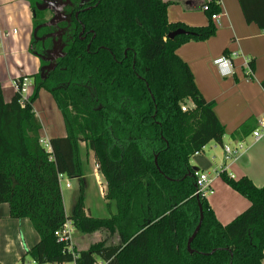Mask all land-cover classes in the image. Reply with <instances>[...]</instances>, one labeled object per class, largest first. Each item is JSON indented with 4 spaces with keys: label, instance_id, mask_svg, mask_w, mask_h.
<instances>
[{
    "label": "trees",
    "instance_id": "obj_1",
    "mask_svg": "<svg viewBox=\"0 0 264 264\" xmlns=\"http://www.w3.org/2000/svg\"><path fill=\"white\" fill-rule=\"evenodd\" d=\"M25 1L34 9V0ZM239 3L246 22L264 32V0ZM169 6L163 0H102L82 19L96 35L89 50L92 34L70 47L69 59L46 81L39 73L31 77L34 88L26 101L15 93L7 103L0 84V206L8 205L11 219L29 220L38 235L25 256L41 264H264V187L222 173L250 203L222 225L207 199L196 196L190 166L209 143L222 144L225 129L177 51L212 38V16L221 9L212 4L208 26L188 28L169 23ZM178 30L186 34L169 39ZM42 90L67 131L48 146L34 110ZM187 100L194 109L183 111ZM248 128L238 134L248 137ZM82 144L107 183L105 198L116 206L111 218L87 215L83 190L66 214L60 178L83 177ZM67 222L83 234H117L120 243L70 250L55 236Z\"/></svg>",
    "mask_w": 264,
    "mask_h": 264
},
{
    "label": "crops",
    "instance_id": "obj_2",
    "mask_svg": "<svg viewBox=\"0 0 264 264\" xmlns=\"http://www.w3.org/2000/svg\"><path fill=\"white\" fill-rule=\"evenodd\" d=\"M163 1L170 3L167 10L170 24H182L188 28L208 26L210 19L204 9L207 0ZM219 7L221 9L219 24L216 25L212 21L217 27L216 34L206 41L184 44L178 49L177 55L192 71L196 86L203 98L207 102L214 103L215 114L225 129L222 144L209 143L211 144L210 153L205 154L207 149L204 148L200 154L190 159V166L192 169H197L198 173H206L214 179L215 191L212 189L213 193L209 194L206 199L217 220L222 225H228L246 211L250 207V203L245 197L232 190L221 179V176L216 177L218 172L219 174L225 173L235 180L247 177L257 188L264 187V138L256 141L253 136V133L259 128L260 119L264 117V88L262 87L264 81V32L256 24L246 22L239 0H221ZM34 18L33 11L27 1L0 0V84L7 103L15 94L14 85L18 79L28 77L32 80L31 77L38 74L40 69L39 59L31 52ZM222 58H227L231 62L232 74L229 76L222 75V72L228 69L223 68L222 71L215 64L218 59ZM249 67L253 75V79L250 81L248 80ZM33 88L34 86L31 88V94ZM42 92L48 94L42 90L40 98ZM53 103L62 118L54 100ZM34 110L38 117L35 105ZM62 121L64 131L60 132L59 137H66L67 131L63 118ZM243 126L249 127L248 133L253 131L246 138L243 137V134H238ZM43 131L46 132L44 124H42L41 133ZM53 138L56 137L51 136L47 144ZM43 141L44 139H42ZM241 143L245 145L242 155L234 161H227L224 147H235ZM83 145L85 144L81 145V155L84 175L80 179L70 181L78 183L79 196L83 190L85 201H87L88 176L93 175L96 186L99 188L101 201H105L110 207V202L102 193L105 184L103 186L102 180H99L100 174L98 175V173L100 172L94 170L90 175L86 174V166L92 152L87 150L86 156L83 157ZM67 188H71V185ZM79 196L75 198V201ZM63 201H65L64 196ZM0 210L3 212L2 218L7 219V222L10 220L11 228H14L15 231L20 228V222L29 221L27 219H11L8 205H1ZM85 210L87 215H92L86 208ZM65 211L69 216L68 211L66 209ZM29 222L24 226L27 228L32 226ZM86 235L93 236L94 242L83 248L86 249L84 251L95 244L105 242L106 239L113 241L107 246H115L120 243L117 234L110 235L106 231ZM102 236H106L104 240H102ZM82 238L84 239L80 243L85 245V237L82 236ZM71 244L73 250L83 251L78 250L75 240L72 239ZM34 245L31 244L30 248L32 249ZM0 248L3 251L0 264H20L22 256H25L27 252L25 245L19 243V232H15L14 235L5 233L1 224ZM98 264L103 263L99 261Z\"/></svg>",
    "mask_w": 264,
    "mask_h": 264
},
{
    "label": "flooded vegetation",
    "instance_id": "obj_3",
    "mask_svg": "<svg viewBox=\"0 0 264 264\" xmlns=\"http://www.w3.org/2000/svg\"><path fill=\"white\" fill-rule=\"evenodd\" d=\"M102 0H35L32 9L34 25L31 52L40 61L39 74L46 81L63 61L69 59L70 47L77 40L85 42L92 34L82 20L88 12L97 9ZM49 16V17H48Z\"/></svg>",
    "mask_w": 264,
    "mask_h": 264
},
{
    "label": "rangeland",
    "instance_id": "obj_4",
    "mask_svg": "<svg viewBox=\"0 0 264 264\" xmlns=\"http://www.w3.org/2000/svg\"><path fill=\"white\" fill-rule=\"evenodd\" d=\"M182 106H183V111H186L188 109L189 110L194 109V105L191 103V101H188V100L183 102ZM35 109H36L38 118L40 119L41 123L44 124L46 127V132L43 131V133H41V138L44 139L43 143L44 144L47 143L48 139H50L51 136L59 137L60 132L64 131L63 121L59 115V112H57L56 108L54 107V103H53V99L51 95L45 94L42 92L40 100L37 101V103L35 104ZM210 145L211 144H208L205 147L207 149V152L205 154L207 155L210 153L209 152ZM86 152H87V147L83 145L82 146L83 157L86 156L87 154ZM88 160H89V163L86 166V171H87L86 174L90 175L91 173L94 172V170L97 171L98 167L95 162L93 153H91ZM99 174L100 173H98V175ZM98 177H99V180L100 179L102 180L103 186L105 184V189L102 192L103 196L105 197L107 193V183L101 174ZM68 183L71 185V188L69 189L67 188V187H70ZM212 188L215 191V187L213 186ZM61 189H62V193L65 199L64 201L65 209L68 211V214L71 215V211L74 208L75 204L77 203V201H75V198L79 196V185L77 182H71L69 179H64L61 184ZM86 197L88 199L87 201H85V208L92 213L93 217L104 219V218H111L113 215H115L116 206L113 203H110L111 206L109 207V205H107L105 201H101L100 194H99V188L96 186L93 175L88 176V190L86 192ZM2 217H3V212L2 210H0V218H1L0 224L2 225L4 232L5 233L7 232L8 234H13V235L15 234V232H19V243H21L23 246L25 245L26 251L31 249L30 248L31 244L36 245L38 243L39 237L34 231L33 227L29 226L27 228L24 226V225H27L26 223H28L29 221L20 222L19 224L20 228L16 229L15 231L14 228H11L12 226L9 223L10 220L7 222V219H3ZM28 225H31V224H28ZM82 236L85 237V240H84L86 242L85 245L80 243V241L84 239L82 238ZM105 237L106 236H102V240H104ZM73 240H75V243L78 246V250L81 249L83 251L86 250L83 248L88 247L91 244V242H94L93 236H87L86 234L83 235V233L76 231L75 229H74V234H73ZM109 243H113V241L112 240L109 241V239L108 240L106 239L105 244L107 245ZM71 247H72V244H71ZM2 255H3V251H2V248H0V258L2 257ZM23 257L24 256H22V258ZM32 261L33 259L29 255L25 256V262L29 263Z\"/></svg>",
    "mask_w": 264,
    "mask_h": 264
},
{
    "label": "built area",
    "instance_id": "obj_5",
    "mask_svg": "<svg viewBox=\"0 0 264 264\" xmlns=\"http://www.w3.org/2000/svg\"><path fill=\"white\" fill-rule=\"evenodd\" d=\"M214 3H217V5L220 6L221 0H207L206 5L204 7L205 11H209L211 5ZM219 18H220V14H215L212 16V21H214L216 23V25H218L219 24ZM215 64L217 65V67L219 69H222V71H223V68L228 69L227 71L222 72L223 76H229L232 74L231 62L229 59H227V58L218 59L215 62ZM252 79H253V75H252V71L249 67V69H248V80L250 81ZM20 80H21V77L18 79V81L14 85L15 93H18L22 96V101H26V100H28V98L31 95V88L33 86V81L30 78L25 77V78H23L22 84H20L19 83ZM253 136H254V139L256 141H260L264 138V117H262L260 119L259 128L253 133ZM46 144L47 143H45V145ZM46 146H48V144ZM204 148H203V150H204ZM244 149H245V145L243 143H241L235 147L225 146L224 151H225L226 160L227 161L236 160L240 155H242V152L244 151ZM200 153H197V155ZM221 174H219V172H218V175H216V177L221 176ZM195 176H196V188H197L196 196H202V197L206 198L209 194H212L213 193L212 187H213L214 179L210 178V176L206 173L196 172ZM60 180H61V184H62L63 177H61ZM73 234H74V227L71 224V222H67L61 230L56 232L55 236H56L59 243L71 245L72 239H73ZM70 250H72V247L70 248ZM76 258L77 257L74 255V259H76ZM25 264H41V263H38L35 260H33L32 262H29V263L25 262ZM46 264H51V263H46Z\"/></svg>",
    "mask_w": 264,
    "mask_h": 264
},
{
    "label": "water",
    "instance_id": "obj_6",
    "mask_svg": "<svg viewBox=\"0 0 264 264\" xmlns=\"http://www.w3.org/2000/svg\"><path fill=\"white\" fill-rule=\"evenodd\" d=\"M33 17H35V12H33ZM183 34H186V32L183 31V30H178V31H176V32H174V33H171L168 37H169V39H174L175 37H177V36H179V35H183ZM193 170H194V172H197V169H193ZM202 221H203V216H201L200 224L198 225V227H197L195 233L193 234V236H192V237L190 238V240H189V243H188V249H189L190 251H191V248H190L191 243H192V241L194 240V238L197 236V234L199 233L200 228H201V225H202Z\"/></svg>",
    "mask_w": 264,
    "mask_h": 264
}]
</instances>
